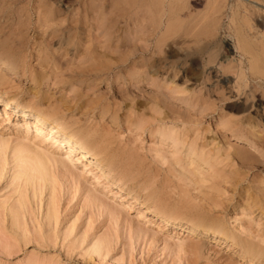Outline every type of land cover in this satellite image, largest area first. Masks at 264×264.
I'll list each match as a JSON object with an SVG mask.
<instances>
[{"label":"rangeland","instance_id":"1","mask_svg":"<svg viewBox=\"0 0 264 264\" xmlns=\"http://www.w3.org/2000/svg\"><path fill=\"white\" fill-rule=\"evenodd\" d=\"M263 22L264 0H0V98L117 180L44 184L15 146L67 144L0 108V264H264Z\"/></svg>","mask_w":264,"mask_h":264},{"label":"bare ground","instance_id":"2","mask_svg":"<svg viewBox=\"0 0 264 264\" xmlns=\"http://www.w3.org/2000/svg\"><path fill=\"white\" fill-rule=\"evenodd\" d=\"M246 23L249 24V22ZM254 62L257 63V65L259 64L258 63L259 59L257 54L255 55ZM0 67L10 69L11 65L7 60H1ZM0 108H1V112L9 114V116L16 115L17 117L20 118L19 121L25 122L29 125V127L27 126V128L21 132L22 138H25L28 135L29 128L31 127V130H33L32 132H34L36 136H42V139L40 140L41 142H44V140L46 139L51 144L50 148L60 147V145H64V143L67 144L65 150L59 154L58 158H56L52 153L44 149H41L39 146H35V145L33 146L30 144L28 145L27 144L28 142L27 143L20 142L15 146L14 153H16L15 156L18 157V160L21 165V169L22 167H25L27 169L32 170L35 173V175L44 182V184L49 183L50 179L53 178V175L57 170H61L59 172H63V173L73 172L68 166V162L69 163L73 162V164L78 162L82 163L84 168L89 169V171L92 174H94L98 180L104 181L106 179L112 184L117 182V180L113 176H110L108 173H106L108 164L104 160V158L100 156L93 157L90 153V148L88 147L86 142H84L80 137H77L74 134L68 133L69 135H66L65 132L63 131V128L59 127V125L56 122L55 123L51 122L50 119L47 118L42 112H37L35 110L34 111L23 110L12 99H3V98H0ZM73 147L78 148L76 153H74L75 149ZM118 187L119 190L123 188L121 187V185ZM126 195L132 196L135 201L139 200V197L137 195L130 192H127L123 196L122 198L123 200L126 199ZM159 218L160 221L163 222L162 224L164 225L165 228L168 225L169 220L163 217H159ZM15 221H16V216H15ZM171 228L177 229L178 234L181 235H184L185 231L187 232V234H193L194 232H197L203 234L209 233L214 235V232L211 231L210 229H207L203 226H199L197 224H193L190 226V225L174 223L173 227ZM181 230H183L184 232L181 233Z\"/></svg>","mask_w":264,"mask_h":264}]
</instances>
